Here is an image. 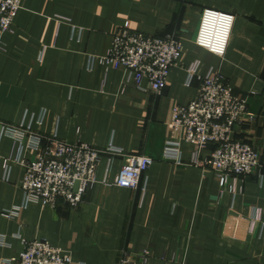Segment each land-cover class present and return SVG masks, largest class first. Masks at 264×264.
<instances>
[{
    "label": "crops",
    "instance_id": "1",
    "mask_svg": "<svg viewBox=\"0 0 264 264\" xmlns=\"http://www.w3.org/2000/svg\"><path fill=\"white\" fill-rule=\"evenodd\" d=\"M204 8L234 15L221 57L194 43ZM125 21L148 35L180 38L160 93L147 80L137 88L123 66L100 61ZM0 40V264H15L34 239L83 264H116L123 252L141 250L148 251L141 264H264V0H21L12 31ZM194 64L198 76L220 73L254 115L234 137L256 149L261 167L230 176L232 191L210 169L189 163V144H181V163L162 156L172 107L196 94L199 79L187 83ZM6 125L145 154L152 163L138 188H124L114 184L124 156L104 152L78 206L24 204V168L12 159L17 147Z\"/></svg>",
    "mask_w": 264,
    "mask_h": 264
},
{
    "label": "built area",
    "instance_id": "2",
    "mask_svg": "<svg viewBox=\"0 0 264 264\" xmlns=\"http://www.w3.org/2000/svg\"><path fill=\"white\" fill-rule=\"evenodd\" d=\"M20 8L21 0H0V36L12 31L13 19ZM233 21L234 15L230 12L204 8L194 43L216 56H223ZM180 52L178 35L169 32L148 35L133 30L125 21L114 30L107 54L100 61L106 67L123 66L137 88L141 89L143 80H147L150 90L160 93ZM196 69L197 64L187 69L188 84L194 76L199 79L196 94L188 104L172 107L168 122L170 135L165 140L162 156L181 163V144L185 142L192 147L189 163L210 169L218 177L220 186H228L232 191L230 176H249L261 167L256 149L234 137V128L251 122L254 115L247 109V98L237 95L220 73L198 76ZM5 129L17 147L12 159L24 168L20 181L24 204L35 202L55 207L61 199L71 207L78 206L86 190L97 180L96 171L104 152L124 156L114 181L124 188H138L141 176L152 163L148 155L124 154L113 146L100 150L81 141L46 137L24 126L6 125ZM207 149L209 155L203 156L202 152ZM27 150L34 151L35 156L24 160L21 154ZM147 256V250L133 257L123 252L116 264H141ZM15 264L83 263L74 261L68 252L45 239H34L24 243Z\"/></svg>",
    "mask_w": 264,
    "mask_h": 264
}]
</instances>
